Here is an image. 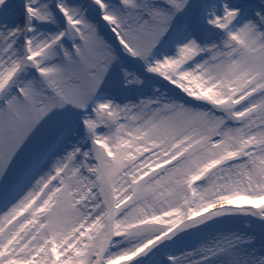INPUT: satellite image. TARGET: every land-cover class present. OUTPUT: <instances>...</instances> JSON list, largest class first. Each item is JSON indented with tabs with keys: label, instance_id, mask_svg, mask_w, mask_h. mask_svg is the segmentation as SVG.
<instances>
[{
	"label": "snow or ice",
	"instance_id": "snow-or-ice-1",
	"mask_svg": "<svg viewBox=\"0 0 264 264\" xmlns=\"http://www.w3.org/2000/svg\"><path fill=\"white\" fill-rule=\"evenodd\" d=\"M0 264H264V0H0Z\"/></svg>",
	"mask_w": 264,
	"mask_h": 264
}]
</instances>
